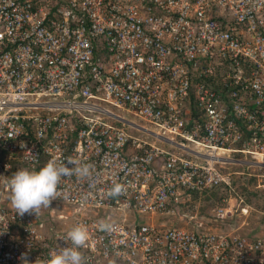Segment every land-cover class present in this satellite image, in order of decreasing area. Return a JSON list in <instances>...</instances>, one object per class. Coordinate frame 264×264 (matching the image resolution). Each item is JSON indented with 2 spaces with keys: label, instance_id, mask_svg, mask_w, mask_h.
<instances>
[{
  "label": "built area",
  "instance_id": "2783aa9c",
  "mask_svg": "<svg viewBox=\"0 0 264 264\" xmlns=\"http://www.w3.org/2000/svg\"><path fill=\"white\" fill-rule=\"evenodd\" d=\"M49 159L92 174L19 216L11 176ZM243 164L264 168V0H0V264H41L77 224L82 264H264V236L221 227L251 208Z\"/></svg>",
  "mask_w": 264,
  "mask_h": 264
},
{
  "label": "clouds",
  "instance_id": "9594fccd",
  "mask_svg": "<svg viewBox=\"0 0 264 264\" xmlns=\"http://www.w3.org/2000/svg\"><path fill=\"white\" fill-rule=\"evenodd\" d=\"M25 147V145H21ZM29 156L33 153L25 147ZM79 165L74 168L76 174L82 179L91 176V166L80 164L78 161L49 159L43 166L37 168H20L10 178V199L12 206L19 216L28 213H35L41 206H49L50 202L57 197V188L61 177L71 176L73 168L70 166ZM255 168V167H253ZM123 191L119 183H114L110 195L118 196ZM102 230L111 231V225L102 223ZM64 245L58 250H52L41 264H82V253L80 248L88 240V232L82 225H74L63 238ZM20 264H36V259L30 260L27 253L20 256Z\"/></svg>",
  "mask_w": 264,
  "mask_h": 264
},
{
  "label": "rangeland",
  "instance_id": "374dc122",
  "mask_svg": "<svg viewBox=\"0 0 264 264\" xmlns=\"http://www.w3.org/2000/svg\"><path fill=\"white\" fill-rule=\"evenodd\" d=\"M127 116L133 119L136 123L144 124V122L130 114ZM230 170L241 173V175L235 176H238V179H240L241 182L244 181L245 184L248 185L249 190L252 192V199L248 202V206H251L249 212L246 215H243L241 211H238L234 216L235 218L233 217L234 219L242 217L238 220V222H236V225H239V231L251 236H264V168H253L243 164L233 165ZM202 204L203 203L200 202L199 205L201 206ZM56 208L60 210L63 208H69V206L65 203L59 202V204L57 203ZM40 209L45 211L48 209V206H42ZM207 210L208 207L205 206V211L203 212H206ZM125 216H128V220L136 218L138 221H145L142 216H137L136 213L126 212ZM122 217L123 215L119 214L118 218L115 215H111L112 221L120 220ZM156 219L158 223L162 221H167L168 223L169 220H172L170 217L164 216Z\"/></svg>",
  "mask_w": 264,
  "mask_h": 264
},
{
  "label": "trees",
  "instance_id": "16d2710c",
  "mask_svg": "<svg viewBox=\"0 0 264 264\" xmlns=\"http://www.w3.org/2000/svg\"><path fill=\"white\" fill-rule=\"evenodd\" d=\"M232 187L234 189L233 194L234 195H242L244 197V202L249 204L248 202L252 199V192L249 190V187L247 184H245L244 181L241 182L240 179L235 178L232 180ZM203 196V201L205 203L204 206H202L201 211L205 209V206L211 207L215 205L216 203L220 202L223 197H228L229 191L227 190V187L225 185H220L215 188H212L210 190H206ZM235 218V217H234ZM232 218L230 221L227 219L222 223L221 227L226 228L228 227V223L231 225L232 223L236 224L238 220H240L242 217H238L237 219Z\"/></svg>",
  "mask_w": 264,
  "mask_h": 264
}]
</instances>
